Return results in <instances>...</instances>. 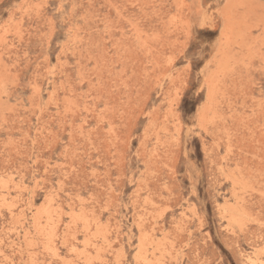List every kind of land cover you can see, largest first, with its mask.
<instances>
[{"label":"rangeland","instance_id":"374dc122","mask_svg":"<svg viewBox=\"0 0 264 264\" xmlns=\"http://www.w3.org/2000/svg\"><path fill=\"white\" fill-rule=\"evenodd\" d=\"M263 262L264 0H0V264Z\"/></svg>","mask_w":264,"mask_h":264},{"label":"bare ground","instance_id":"6f19581e","mask_svg":"<svg viewBox=\"0 0 264 264\" xmlns=\"http://www.w3.org/2000/svg\"><path fill=\"white\" fill-rule=\"evenodd\" d=\"M249 261H251V260L249 259ZM252 262H253V259H252ZM255 262H256V261H255ZM260 262H261V261H260ZM260 262H259V263H260ZM263 263H264V262H263ZM251 264H252V263H251Z\"/></svg>","mask_w":264,"mask_h":264}]
</instances>
